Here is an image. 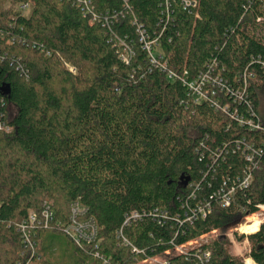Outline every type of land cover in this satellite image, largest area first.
<instances>
[{"label": "trees", "instance_id": "obj_1", "mask_svg": "<svg viewBox=\"0 0 264 264\" xmlns=\"http://www.w3.org/2000/svg\"><path fill=\"white\" fill-rule=\"evenodd\" d=\"M3 1L0 99L11 131L0 130V264H264V222L237 238L249 244L243 257L227 236L264 205V153L229 207L217 194L250 165L236 144L262 147L264 132L196 102L181 81L212 66L241 90L236 103L222 94L219 103L264 126V0ZM154 39L157 64L145 49ZM164 62L175 81L155 68ZM74 203L81 220L96 221V243L77 245L64 231ZM48 206L54 220L36 226L41 259H31L18 228ZM133 212L142 217L123 227Z\"/></svg>", "mask_w": 264, "mask_h": 264}, {"label": "built area", "instance_id": "obj_2", "mask_svg": "<svg viewBox=\"0 0 264 264\" xmlns=\"http://www.w3.org/2000/svg\"><path fill=\"white\" fill-rule=\"evenodd\" d=\"M166 2L168 4L169 0H166ZM182 2L185 8H187L190 5L189 2H186L184 0H182ZM16 8L20 13H22V15L28 16L27 15L28 12L32 10V5L23 4V5L17 6ZM144 36H145L144 32L142 31L141 37H142V40L145 41L146 38ZM157 46H158V42L155 39L150 42H146L145 44V49L146 51L149 52L150 60L154 64H157V59L154 57L152 53V49L153 47L155 48ZM155 68L165 73L168 76V78L172 81H175L178 78V76L173 71L167 69V62L156 65ZM213 75H214L213 68L211 66L207 72L198 74V77H195L189 80L184 77V78H181V81L183 85L186 87L187 89L186 91H188V94L191 97H193L196 102L207 101L208 103H210L211 107L215 108L216 110L222 109L225 113L230 114V117L235 118L241 126H244L246 123V125H248V127L251 130H254V131L259 130V131L264 132V126L262 124H258L254 118H250V117L246 118L244 115L242 116L240 114L238 115L237 109H236L237 107L233 109L232 111L231 110L232 107L230 104H226L225 106H222L219 103L218 96H220L221 94L230 96V98L234 99V103H236L238 101V98L241 95V90L231 89L227 87V85H225V82L219 76H213ZM5 105L6 104H5L4 98L0 99V130L1 131L5 130V132H10L11 127L7 125L6 122H4L3 120L5 117L4 112H3ZM261 144H262V147H259V148L256 147V144L246 143L245 141H243V143L238 142L236 144L237 149L241 150L242 154L246 156L250 165L247 167L246 173L243 176V178L238 177L235 180H232L231 182L225 181L223 183L221 189L217 193L219 196L218 199L220 200V203H219L220 206L229 207L231 205V202L235 196L237 189H246L252 184V181H253V173H252L253 169L252 168L258 169V164L257 162H255L254 158L264 153V140ZM197 188H199V186H197ZM198 209L201 214L200 216L203 218L206 217L205 215H207V213H211L210 204H207V208H204V206L203 207L198 206ZM83 211L84 210L81 209L78 203H74L72 205L71 217L69 221L70 223L67 226H64V231L66 232V234H68L67 236H70L77 245H82L84 243H96L98 241V233H99L96 221L93 218L81 220L80 215L83 214ZM260 212H264V205H259V211L257 213H260ZM141 217H142L141 213L133 212L130 216L126 217L123 227L130 225L132 222L139 220ZM153 217L157 219L159 224H164L168 216H167V213L156 210ZM249 218L245 224L253 223L250 221ZM196 219L197 217L195 218V220ZM53 220H54V211L51 209V207L49 208L48 206L47 209H45L40 215L35 212L30 213L28 218L20 224L18 231L20 232L21 240L26 250H30V253L32 256L31 259L33 258H37V260L41 259V256H39L37 253V243L35 241L36 226L42 225L45 228H47L50 225V223L53 222ZM190 221L192 223L193 218H190ZM263 222L264 221H262L260 225ZM240 227L238 230H240ZM117 234H118V238H121L125 245H130L128 240L123 235V228H121V230H119ZM204 239L206 238L201 237L185 245L178 246L176 250L180 253H186L188 247L200 246L203 244V242L206 241ZM97 247L98 246H96V248ZM96 256H99V254L96 253ZM210 256H211L210 252L206 251L204 253L205 258H208ZM150 261L152 263L159 262L158 259L156 258L151 259Z\"/></svg>", "mask_w": 264, "mask_h": 264}, {"label": "rangeland", "instance_id": "obj_3", "mask_svg": "<svg viewBox=\"0 0 264 264\" xmlns=\"http://www.w3.org/2000/svg\"><path fill=\"white\" fill-rule=\"evenodd\" d=\"M9 7H11V4H9V2L4 0L1 8H9ZM30 12L31 11H29L27 15H29ZM260 102H261V105H260V114L261 115L260 116L262 117V119H264V93L261 95V101ZM9 112H10V115L13 116L15 114L14 107L10 106ZM249 219L251 222L258 220L261 223L262 221H264V212L257 213L254 216L250 217ZM246 225H248V224L241 226L240 230H238V232L236 231V234L234 233L233 229H232V231H228V233H227V236L230 240L231 254H233L235 256L243 257L249 252L248 242L246 240L238 241V239H237L238 237L242 236L243 234H249L248 232H246L247 230H245ZM219 234H220V232L218 230V232H216L212 237H207L204 240L209 241L210 239L217 237ZM246 261L248 264L252 263L251 259H247ZM139 264H144V263H139Z\"/></svg>", "mask_w": 264, "mask_h": 264}, {"label": "bare ground", "instance_id": "obj_4", "mask_svg": "<svg viewBox=\"0 0 264 264\" xmlns=\"http://www.w3.org/2000/svg\"><path fill=\"white\" fill-rule=\"evenodd\" d=\"M259 225L260 222L258 220H255L252 224L246 225L245 230H247L246 232H248L249 234L256 233L260 228Z\"/></svg>", "mask_w": 264, "mask_h": 264}, {"label": "water", "instance_id": "obj_5", "mask_svg": "<svg viewBox=\"0 0 264 264\" xmlns=\"http://www.w3.org/2000/svg\"><path fill=\"white\" fill-rule=\"evenodd\" d=\"M188 181L185 182V185L187 184Z\"/></svg>", "mask_w": 264, "mask_h": 264}]
</instances>
